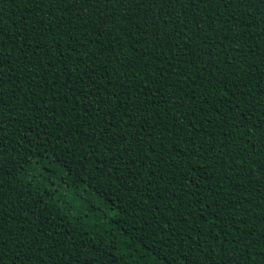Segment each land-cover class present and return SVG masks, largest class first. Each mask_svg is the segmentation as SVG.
<instances>
[{"label": "trees", "instance_id": "16d2710c", "mask_svg": "<svg viewBox=\"0 0 264 264\" xmlns=\"http://www.w3.org/2000/svg\"><path fill=\"white\" fill-rule=\"evenodd\" d=\"M229 262L264 264V0H0V264Z\"/></svg>", "mask_w": 264, "mask_h": 264}, {"label": "rangeland", "instance_id": "374dc122", "mask_svg": "<svg viewBox=\"0 0 264 264\" xmlns=\"http://www.w3.org/2000/svg\"><path fill=\"white\" fill-rule=\"evenodd\" d=\"M43 173V172H42ZM82 197L83 198H85V192L84 191H82ZM65 195V196H64ZM63 197L64 198H67L68 200H71L72 201V204H78V202L77 201H75L74 200V198H73V196H72V194L71 193H67V192H65L64 194H63ZM84 204H86V202H84V201H82ZM91 204V203H90ZM90 204H86V207L84 208L85 210L83 211L84 213L85 212H88V210H90V211H92V208H90L89 209V206H91ZM97 205H98V211L99 212H101V213H104V214H106L107 216H113V214H114V212L113 211H111V210H109L104 204H102V203H97Z\"/></svg>", "mask_w": 264, "mask_h": 264}, {"label": "snow or ice", "instance_id": "6c2138e0", "mask_svg": "<svg viewBox=\"0 0 264 264\" xmlns=\"http://www.w3.org/2000/svg\"><path fill=\"white\" fill-rule=\"evenodd\" d=\"M229 264H231V262H229Z\"/></svg>", "mask_w": 264, "mask_h": 264}]
</instances>
